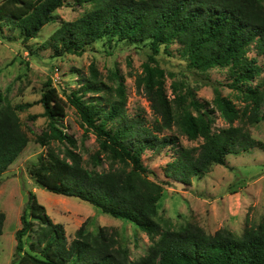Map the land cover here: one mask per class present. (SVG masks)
I'll return each mask as SVG.
<instances>
[{"label": "trees", "instance_id": "1", "mask_svg": "<svg viewBox=\"0 0 264 264\" xmlns=\"http://www.w3.org/2000/svg\"><path fill=\"white\" fill-rule=\"evenodd\" d=\"M85 4L92 6L77 19L62 21L44 47L53 48L55 55L82 54L97 41L112 43L116 39L150 45L154 55L161 51L162 45L168 50L177 42L181 45V56L195 71L226 67L229 86L245 105L239 107L216 90L213 102L229 125L214 129L215 109L210 102L201 101L188 89L185 97L182 94L177 97L179 108L175 110L165 93L164 70L148 63L143 81L158 115L152 127L139 117H128L122 85L117 88L119 100L109 109L99 101L87 103L81 95L71 93L68 97L71 104L100 141L101 149L91 156L93 163L100 165L104 153L124 168L92 170L73 150H67L65 157L49 152L30 167L34 181L49 192L86 201L160 238L138 259H131L113 228L103 226L91 232L82 226L70 240L64 225L51 219L37 194L31 191L20 217L21 227L16 231L12 264H264V221L247 227L241 235L224 229L211 234L192 222L179 229H163L156 220L163 185L149 177L142 160L146 150L160 152L172 148L175 156L167 163L165 174L190 184L213 165H225L230 155L256 148L264 150V141L255 138L246 126L264 120V78L253 83L264 70L262 0H4L0 4V25L17 28L23 40H29L57 20L55 13L59 8ZM252 46L255 56L248 54ZM91 73L82 89L106 91L107 85L99 81L93 64ZM2 98L0 94V175L29 142L17 112L24 105L3 104ZM184 102L185 106H181ZM41 103L44 115L49 118V131H44L39 141L46 144L50 138H59L75 144L58 127L59 117L66 114V103L57 88L47 85ZM238 119L245 124H234ZM173 124L190 140L203 138V142L184 147L176 135H161ZM6 218V213L0 211V236ZM25 237L29 238V250L25 249Z\"/></svg>", "mask_w": 264, "mask_h": 264}, {"label": "rangeland", "instance_id": "2", "mask_svg": "<svg viewBox=\"0 0 264 264\" xmlns=\"http://www.w3.org/2000/svg\"><path fill=\"white\" fill-rule=\"evenodd\" d=\"M3 1L0 0V4ZM91 6L65 5L59 8L55 13L57 20L45 25L36 38L29 40H23L17 28L0 25L2 102L12 106L24 105V109L17 112L22 128L29 137L23 152L0 175V211L5 212L7 217L4 233L0 236V264H12L14 260L16 231L21 227L20 217L31 191L37 194L51 219L64 225L70 240L82 226L91 232H97L103 226L113 228L120 244L128 249L131 259H138L147 254L160 238V235L152 236L140 230L131 221L108 215L86 201L49 192L34 181L30 167L41 155L49 152L65 157L67 150H73L78 153L82 163L92 170L124 168L104 153H101L100 165L93 163L91 156L101 149L100 141L94 131L83 123L76 107L71 104L68 98L71 93L81 95L87 103L99 101L105 109H109L115 100H119L117 88L122 85L128 117H139L152 127L158 115L152 108L143 81L144 68L148 63L164 70L165 93L175 110L179 108L177 97L180 94L185 97L188 89L195 92L201 101L210 102V107L215 109L214 129L229 125L213 102L216 90L230 97L239 107L245 105L241 96L229 86L226 67L216 66L206 72L195 71L181 56V45L177 42L172 43L168 50L162 45L161 51L154 55L150 45H135L116 39L112 43L104 39L97 41L82 54L64 52L55 55L53 48L43 46L62 21L77 19ZM248 54L256 55L253 46ZM92 64L97 69L99 81L107 85L106 91L82 89L91 79ZM263 78L264 70L253 83ZM47 85L56 87L66 103V114L59 117L58 127L72 137L75 144L59 138H50L46 144L39 141L42 133L49 131V118L44 115L41 103ZM190 98L187 99V105ZM27 103L31 105L27 106ZM180 104L185 106V102ZM191 110L196 113L194 108L191 107ZM234 124L245 123L238 119ZM246 126L255 138L264 141V120ZM162 134L176 135L184 147L199 146L203 142V138L190 140L176 124L164 129ZM173 151L172 148H164L160 152L146 150L142 155L149 177L163 185L164 191L157 203L156 217L163 229H179L192 222L211 234L224 229L241 235L247 227L264 221V150L256 148L240 155H230L225 165H213L209 172L194 177L190 184L166 176L167 163L175 156ZM127 169L130 170L131 166H127ZM25 242V249L29 250L28 237H25Z\"/></svg>", "mask_w": 264, "mask_h": 264}]
</instances>
